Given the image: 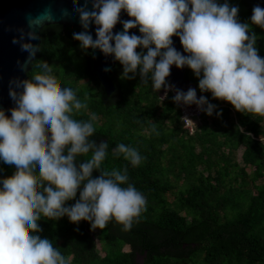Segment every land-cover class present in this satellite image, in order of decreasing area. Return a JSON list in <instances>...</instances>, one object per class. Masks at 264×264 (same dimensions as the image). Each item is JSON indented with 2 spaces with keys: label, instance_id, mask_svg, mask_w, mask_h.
Returning <instances> with one entry per match:
<instances>
[{
  "label": "clouds",
  "instance_id": "obj_1",
  "mask_svg": "<svg viewBox=\"0 0 264 264\" xmlns=\"http://www.w3.org/2000/svg\"><path fill=\"white\" fill-rule=\"evenodd\" d=\"M76 11L84 31L73 33V39L80 47L113 56L123 66L125 78L129 74L134 78L137 70L143 84L150 77L153 90H165L161 100L172 90L166 83L172 67H187L198 78L202 93H211L213 99L239 113L264 117V58L258 54L255 33L249 36L250 25L237 19L238 7L217 0H92V10L85 3ZM121 12L130 19L123 22V32L114 33ZM92 23L95 40L88 32ZM251 25L264 29V8H253ZM36 26L29 22L30 28ZM137 28L139 36L130 34ZM27 35L37 39L34 31ZM173 37L179 38L187 55L173 47ZM21 49L29 53L28 61L39 51L31 43H21ZM137 49H145L146 54ZM38 67L42 74L13 82L23 90L17 93L10 88L16 104L10 118L0 110V160L16 169L0 188V264H67L51 240L38 235L42 217H67L73 224L89 222L93 230H102L115 220L128 231L147 203L133 185L122 187L128 181L127 169L99 171L108 144L89 139L95 131L92 121L98 117L92 114L88 122L74 119V112L86 109L87 104L70 88L61 87L46 61ZM173 100L201 108L200 114L193 115L198 118L205 105L207 115L214 111L204 96L197 99L195 89L177 90ZM90 152V159L77 164V157ZM114 153L123 154L133 166L141 162L139 153L124 144ZM94 171L100 173L95 178ZM78 192L79 200L65 207Z\"/></svg>",
  "mask_w": 264,
  "mask_h": 264
},
{
  "label": "trees",
  "instance_id": "obj_2",
  "mask_svg": "<svg viewBox=\"0 0 264 264\" xmlns=\"http://www.w3.org/2000/svg\"><path fill=\"white\" fill-rule=\"evenodd\" d=\"M225 2L239 8L237 19L250 25L249 36L255 33L264 58V29L251 25L252 11L243 0H217ZM75 32L79 30L45 26L28 77L42 74L38 65L46 61L61 87L87 104L73 118L88 122L92 114L98 117L89 139L108 144L99 171L127 169L122 187L133 185L147 203L128 231L115 220L93 230L89 222L42 217L40 238L51 240L67 264H264V117L239 113L198 90L214 111L207 115L205 105L200 124L189 131L172 91L161 100L163 88L153 90L150 77L143 84L139 70L134 78H125L119 62L111 76L116 89L107 97L93 74L90 54L73 39ZM120 144L139 153L138 166L114 153ZM240 147L242 165L234 157ZM90 158L91 152L77 157V164ZM15 171L0 160V188ZM99 174L94 171L93 177ZM77 200L79 192L65 207Z\"/></svg>",
  "mask_w": 264,
  "mask_h": 264
},
{
  "label": "water",
  "instance_id": "obj_3",
  "mask_svg": "<svg viewBox=\"0 0 264 264\" xmlns=\"http://www.w3.org/2000/svg\"><path fill=\"white\" fill-rule=\"evenodd\" d=\"M247 7L253 12V8L260 6L264 8V0H243ZM87 6L92 10V0H79L78 5L73 4V0H0V110L10 118L11 109L16 107L15 101L10 97V88L15 89L17 93L22 92V87H16L13 82L29 79L28 72L31 70V63L35 57L28 61L29 53L21 49V43H31L40 46V32L45 26L60 25L84 31L80 24L77 7ZM252 12L250 17L252 16ZM130 19L126 12H121L120 22L115 26L113 32H123V22ZM32 21L38 25L35 28L29 27ZM34 31L37 39L30 40L28 33ZM88 32L96 39V26L90 24ZM23 34V40H20ZM130 34L140 35L139 29H133ZM19 43H13V39ZM173 47L180 53H184L178 37H173ZM92 59V71L102 87L107 97L111 96L116 85L112 80L113 69L117 61L113 56H105L99 50L88 49ZM27 61V62H26ZM187 67L177 69L175 66L171 69V74L167 78V84L172 86V92L175 95L177 90L187 92L186 86ZM165 94L162 89L161 96ZM189 108L193 106H185Z\"/></svg>",
  "mask_w": 264,
  "mask_h": 264
},
{
  "label": "rangeland",
  "instance_id": "obj_4",
  "mask_svg": "<svg viewBox=\"0 0 264 264\" xmlns=\"http://www.w3.org/2000/svg\"><path fill=\"white\" fill-rule=\"evenodd\" d=\"M189 77H190V79L196 84L198 90L200 91V89H199V87H198V82H197L198 78L195 76V74H194L192 71L189 72ZM170 91H171V90H170ZM174 96H175V95H174ZM221 103H222L223 105H226V104H227L226 102H223V101H221ZM198 109H201V108H198ZM190 113H193V112H190ZM189 117H190L191 121L193 122V123L191 122L193 126H194L195 124H196V125H199V124H200V120H199L198 117L193 116V115H191V114H189ZM207 120L210 121V117L207 118ZM193 126H192V127H193ZM241 154H242V148H241V147L238 148V149L234 152L235 161H236L237 164H239V165H242V163H241ZM96 248H97V250L99 251V254H100L101 256L104 255V252H103V250H102V248H101L99 242H96ZM124 250H125V251H128V247H125Z\"/></svg>",
  "mask_w": 264,
  "mask_h": 264
},
{
  "label": "built area",
  "instance_id": "obj_5",
  "mask_svg": "<svg viewBox=\"0 0 264 264\" xmlns=\"http://www.w3.org/2000/svg\"><path fill=\"white\" fill-rule=\"evenodd\" d=\"M179 107L181 109V113H182L181 120H182V122L184 124V127L186 129H188L189 131H193V127L194 126L192 125V123L188 122V121H184L182 118L187 117L190 120L189 114L198 115V114H200V110L194 109V108H185V107L182 106V104H180ZM190 112H193V113H190Z\"/></svg>",
  "mask_w": 264,
  "mask_h": 264
},
{
  "label": "flooded vegetation",
  "instance_id": "obj_6",
  "mask_svg": "<svg viewBox=\"0 0 264 264\" xmlns=\"http://www.w3.org/2000/svg\"><path fill=\"white\" fill-rule=\"evenodd\" d=\"M186 86H187V91H188V89H190V88L196 90L197 99H199V98L202 96V94L198 91L196 84H195V83L190 79V77H189V68H187V71H186ZM185 106H186V105H185ZM190 106H195V107H197L195 104L190 105Z\"/></svg>",
  "mask_w": 264,
  "mask_h": 264
}]
</instances>
